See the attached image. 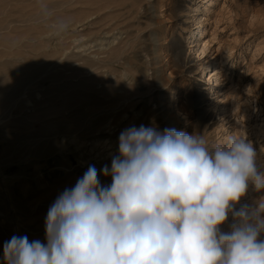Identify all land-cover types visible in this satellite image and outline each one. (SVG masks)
Listing matches in <instances>:
<instances>
[{
	"label": "rangeland",
	"instance_id": "1",
	"mask_svg": "<svg viewBox=\"0 0 264 264\" xmlns=\"http://www.w3.org/2000/svg\"><path fill=\"white\" fill-rule=\"evenodd\" d=\"M43 4L47 16L41 0H0V264L3 245L14 235L46 242L49 207L90 165L98 173L111 167L126 128L198 133L211 147L224 138L220 130L227 121V130L263 152L258 165L264 168V130L257 127L264 120V0ZM59 21L69 28L57 35ZM198 25L204 38L193 43ZM203 39L211 41L206 60L212 66L206 70L194 60ZM84 57L91 64L82 66ZM215 67L222 68L215 96H226L225 121L223 96H211L209 81L199 83ZM27 99L39 113L64 110L77 130L55 135L56 146L37 152L53 136L42 133L39 120L29 126L19 121L34 110ZM101 183L110 185L111 177ZM259 198L264 193L250 186L241 204ZM231 222L229 217L222 230Z\"/></svg>",
	"mask_w": 264,
	"mask_h": 264
},
{
	"label": "clouds",
	"instance_id": "2",
	"mask_svg": "<svg viewBox=\"0 0 264 264\" xmlns=\"http://www.w3.org/2000/svg\"><path fill=\"white\" fill-rule=\"evenodd\" d=\"M118 152L99 170L110 185L90 165L49 207L46 242L14 235L4 264H264V199L241 204L250 186L264 193L251 140L210 147L198 133L140 125L120 133Z\"/></svg>",
	"mask_w": 264,
	"mask_h": 264
},
{
	"label": "bare ground",
	"instance_id": "3",
	"mask_svg": "<svg viewBox=\"0 0 264 264\" xmlns=\"http://www.w3.org/2000/svg\"><path fill=\"white\" fill-rule=\"evenodd\" d=\"M207 2L211 3L212 0H207ZM201 19H202L201 17H198V20L196 21V24H200L202 22ZM195 28L197 29L196 32H192V37H193V41L192 42L193 43H197L198 42L197 38H202L203 35H204L203 29L201 28L200 25H198ZM210 43H211L210 40L203 39L202 42L200 43V45H198L196 50H195L196 59L194 58V60L195 61L198 60L199 61L198 64L202 65L201 67L204 70H206L208 68L207 66L211 65V61L206 60V54H207V51L209 50ZM193 45L194 44H192L190 47H192ZM196 45L197 44H195V46ZM82 60H83L82 66H87V65L91 64V62H92L87 57L82 58ZM97 68H99V67L96 66L95 69H97ZM221 69H222L221 67H215L213 70H211V71H209L207 73H206V71H204V73L202 74V79H201V81H199V83H200L201 86H204L205 83L207 81H209L210 85L208 87V90L210 91L211 96L214 97V98H218V97H222L223 96L222 99H224L223 100L224 101L223 102V106L224 107H223V110H222L223 111L222 112L223 115L221 116V120L225 121V119H226L225 118V114L227 112H229V108L227 107V103H226L227 100H225L226 96L224 94H219V95L215 96L216 94L220 93L219 90H217L216 86L220 84V77H221L220 76V72H221ZM93 78L97 79L96 74H93ZM205 89H207V87H205ZM170 98H172V96H170ZM27 101L32 102V104H33L32 106H33L34 110H30L29 113L23 114L22 117L19 119V121H21L24 126H29V123L32 120H39L41 125H42L41 126L42 127V130H41L42 133H44L45 135H48V136H53L52 140H48L46 142H40L39 146L37 148V152H42L43 149H45V150L46 149H51L53 146H56L58 144V139L55 138V135L59 134V135H65L66 136V134L77 130L78 127L76 126L75 121H72V122L67 121V118H66L64 110H62L60 108H55V109H52L51 112H48V113H42V112L39 113V110L35 109V102L30 100V99H27ZM215 103L217 104L218 100H216ZM143 112H145V111H143ZM226 124H227V121L222 123V126H221L222 129L220 131L223 132L224 138L221 139L219 141V143L222 142L224 139H226V137L228 135L237 133V132L235 133L232 130H227L225 128ZM242 127H244V126H242ZM257 127L259 129L258 130L259 132L263 131L264 130V120H263V122L261 124H258ZM71 129H73V130H71ZM257 151H258V154H259L258 163H261L262 162L261 154H263V152L261 150H257ZM78 162H80V161L78 160ZM98 175H99L100 181H102L103 175L99 174V173H98Z\"/></svg>",
	"mask_w": 264,
	"mask_h": 264
}]
</instances>
